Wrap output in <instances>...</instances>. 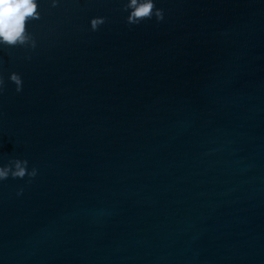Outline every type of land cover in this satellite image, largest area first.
Segmentation results:
<instances>
[{
	"label": "water",
	"instance_id": "obj_1",
	"mask_svg": "<svg viewBox=\"0 0 264 264\" xmlns=\"http://www.w3.org/2000/svg\"><path fill=\"white\" fill-rule=\"evenodd\" d=\"M156 6L39 0L0 48V163L38 169L0 182V264H264V0Z\"/></svg>",
	"mask_w": 264,
	"mask_h": 264
},
{
	"label": "clouds",
	"instance_id": "obj_2",
	"mask_svg": "<svg viewBox=\"0 0 264 264\" xmlns=\"http://www.w3.org/2000/svg\"><path fill=\"white\" fill-rule=\"evenodd\" d=\"M60 0H50L52 7H56ZM39 0H0V48L3 47H29L35 50L37 40L28 31V22L39 20L41 13L38 10ZM122 11L127 13L125 21L128 25H138L144 20L155 18L157 22L164 19V10L156 6V0H122ZM106 22V17L94 16L89 20L92 31ZM30 59V57H26ZM8 81L15 85L17 93L23 90V79L15 71L8 73ZM5 89V78L0 74V94ZM38 175L35 166H29L28 159L12 157L5 163H0V182L9 178L24 180L30 183ZM23 188L16 192L17 196L22 195Z\"/></svg>",
	"mask_w": 264,
	"mask_h": 264
}]
</instances>
